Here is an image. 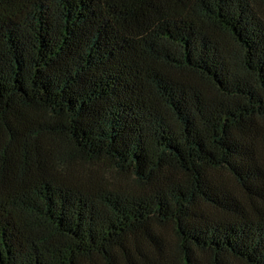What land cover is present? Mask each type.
I'll return each instance as SVG.
<instances>
[{"label":"trees","instance_id":"16d2710c","mask_svg":"<svg viewBox=\"0 0 264 264\" xmlns=\"http://www.w3.org/2000/svg\"><path fill=\"white\" fill-rule=\"evenodd\" d=\"M0 264H264V0H0Z\"/></svg>","mask_w":264,"mask_h":264}]
</instances>
